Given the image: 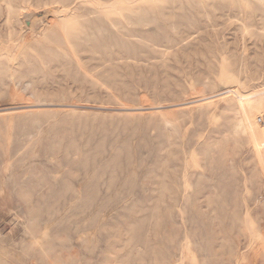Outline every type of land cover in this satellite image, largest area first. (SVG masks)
<instances>
[{
  "label": "rangeland",
  "instance_id": "obj_1",
  "mask_svg": "<svg viewBox=\"0 0 264 264\" xmlns=\"http://www.w3.org/2000/svg\"><path fill=\"white\" fill-rule=\"evenodd\" d=\"M0 264H264V0H0Z\"/></svg>",
  "mask_w": 264,
  "mask_h": 264
},
{
  "label": "bare ground",
  "instance_id": "obj_2",
  "mask_svg": "<svg viewBox=\"0 0 264 264\" xmlns=\"http://www.w3.org/2000/svg\"><path fill=\"white\" fill-rule=\"evenodd\" d=\"M54 6V5H53ZM58 7V6H57ZM60 10V9H59ZM59 12V11H58ZM63 12V11H62ZM56 13V12H55ZM65 14V13H64ZM19 16V15H18ZM37 21V20H36ZM14 43V42H13ZM6 52V51H5ZM5 54V53H4ZM142 95V94H141ZM143 97V96H142ZM15 112V111H14Z\"/></svg>",
  "mask_w": 264,
  "mask_h": 264
}]
</instances>
